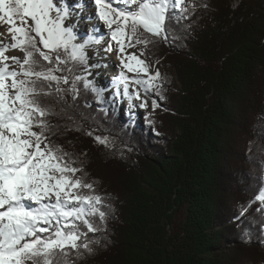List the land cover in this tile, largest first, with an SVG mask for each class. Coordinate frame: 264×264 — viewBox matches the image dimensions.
I'll use <instances>...</instances> for the list:
<instances>
[{"label":"trees","instance_id":"obj_1","mask_svg":"<svg viewBox=\"0 0 264 264\" xmlns=\"http://www.w3.org/2000/svg\"><path fill=\"white\" fill-rule=\"evenodd\" d=\"M188 5L170 9L167 40L144 34L143 58L165 69L141 125L92 90L88 60L60 65L69 83L37 97L48 142L105 198L98 243L68 264H264V0Z\"/></svg>","mask_w":264,"mask_h":264},{"label":"snow or ice","instance_id":"obj_2","mask_svg":"<svg viewBox=\"0 0 264 264\" xmlns=\"http://www.w3.org/2000/svg\"><path fill=\"white\" fill-rule=\"evenodd\" d=\"M122 2L135 5V9L115 7L112 0H94L96 15L108 26L112 40L118 45L117 58L121 65L147 77L132 79L123 71L119 77L124 82L123 95L140 99L139 91L128 93L127 83L140 85L147 93L156 87L154 81L159 79L160 73H151L147 62L135 53L126 54L127 59L137 65L133 68L120 53L138 44L146 48L153 41L145 33L167 40L170 9H186H182L183 0ZM92 3L93 0L87 3L83 0L72 3L68 0H0V24H7V35L11 38L10 43L0 39V264H26L27 261L68 264L70 252L78 253L80 248L90 252L89 245L98 243L87 234L101 230L107 218L100 207L105 198L95 192L92 183L76 175L82 169L73 166L75 162L67 152L48 142L45 133L50 126L43 118L51 113L37 100L40 95H51L53 84L59 93L63 91L60 83H69L67 77L55 74L64 71L60 65L91 59L85 49L100 40L90 35L75 43L74 29L64 21L73 15L81 18V13ZM76 8L80 12H76ZM92 18L89 15L88 19ZM140 29L143 31L138 34ZM4 35L0 33V37ZM9 50H19L23 59L6 55ZM113 50L112 45L105 49L106 52ZM101 66L106 65H91ZM67 70L72 71L71 68ZM79 79H73V88L68 91L76 90ZM88 87L90 85L85 84V88ZM92 90L98 97L102 91L94 86ZM158 106L153 100V109ZM139 107H148L147 101H142ZM35 128L39 131H34ZM96 139L106 144V138ZM255 199L264 205V188ZM257 211H264V207ZM97 215L99 224L88 218Z\"/></svg>","mask_w":264,"mask_h":264},{"label":"bare ground","instance_id":"obj_3","mask_svg":"<svg viewBox=\"0 0 264 264\" xmlns=\"http://www.w3.org/2000/svg\"><path fill=\"white\" fill-rule=\"evenodd\" d=\"M73 0H68V3H72ZM84 3H87L88 0H83ZM113 6L115 7H131L135 9V5H124L122 0H112ZM94 5V0L91 5V7ZM90 8V7H89ZM76 12H80L79 8L75 9ZM91 15L93 18L90 19L89 23H86V19ZM89 21V20H88ZM65 24L68 23H74V32L77 37L76 41L77 43L82 42L83 40L87 39L90 35H95L100 42L99 43H92L89 47L87 48H95L99 54L102 55V57H98V54L95 52V54L91 53V59L90 63L93 64H100V65H106V66H101L98 67L97 74H98V83L99 85L105 90L108 87V83L111 81V83H118L122 82V89L124 88V82L119 80L120 74L123 71L126 76L135 79V78H143L146 79L147 77H144L142 73L139 71H134L130 72L128 71L127 68H124L121 63L120 59L117 58L118 52L116 49L118 48V45L116 44L115 41L112 40L111 38V32L108 28V26L104 23V21L100 20L99 17L96 15V8L94 7L93 9H86L81 13V18H77V16L73 15L71 16L70 19H66ZM67 25V24H66ZM7 24H0V33H5L3 37H0L4 41V43H10L11 38L10 36L7 35ZM93 27H95V32L93 33ZM116 25H113V28H115ZM88 28V29H87ZM98 33H101L102 35H98ZM112 45L113 51L111 52H106L105 49L109 46ZM135 53L136 56H139V51L136 47H126L123 53H120L121 58L125 59V62L128 64H131L133 68H136L137 65L135 64L134 61H130L127 59L126 54H132ZM8 56H16L19 57L21 60L23 59V55L19 50H9L5 53ZM141 59V58H140ZM9 64H11V61H8ZM14 69H18V66L12 65ZM111 68L115 74L109 73L108 69ZM102 71V73H99ZM94 73V72H93ZM10 83V82H9ZM113 86H116L114 84ZM147 86V85H145ZM112 88V87H111ZM142 87L140 85H137L131 81L127 83V89L129 94H134L136 91H140ZM111 91V89H110ZM143 91V88H142ZM112 92V91H111ZM120 93V90H119ZM117 93V94H119ZM143 93H145L143 91ZM108 95H112L111 93H107ZM123 96L124 99L130 98L129 96L126 95H121ZM122 97L118 98L121 99ZM132 105H138L139 103L136 102L134 99L128 100ZM111 104V103H110ZM122 106V104H120ZM111 106V105H110ZM126 115V114H125Z\"/></svg>","mask_w":264,"mask_h":264},{"label":"rangeland","instance_id":"obj_4","mask_svg":"<svg viewBox=\"0 0 264 264\" xmlns=\"http://www.w3.org/2000/svg\"><path fill=\"white\" fill-rule=\"evenodd\" d=\"M190 3V0H183V4H182V8L185 6H189L188 4ZM94 7L90 6V8L88 9H93ZM54 15V13H53ZM89 20V21H88ZM86 23H89L90 22V19H86L85 20ZM31 22V21H29ZM65 23V22H64ZM67 25H71L72 27H74V23H66ZM65 24V25H66ZM88 29V28H87ZM140 32V30H138V33ZM98 35H102L101 33H98ZM75 42V41H74ZM77 43V42H75ZM101 43V42H100ZM138 51H139V56L142 60H145L147 62V64L149 65V71L151 73H155L157 71H163V69H165V65L163 64V62H156V63H153V64H149V62L147 61V59L143 58V56H141V52H142V45L141 44H138L135 46ZM85 52L91 57V53L95 54V52L98 54L97 58L98 57H102L101 54L98 53V51L95 49V48H86L85 49ZM22 53V52H21ZM23 55V53H22ZM91 63H90V59L88 60V64L87 66H85V74L88 76V80L90 82H93L98 89L102 90L101 91V94L103 95L104 99H106L108 101V104L111 105V107L117 112L119 111V113L121 114L123 111H128L130 112L133 117H132V122L133 124H139L141 125L142 122L144 121L145 117L153 114L155 111V109H153L152 107V102L153 100H155L157 103H158V99L155 97L153 91H150V95L151 97H147V94H149V92L147 93H143L142 91V88L140 89L139 91V94H140V99H135V98H131V99H134L136 102H138L139 104L138 105H132L128 100H130V98L128 99H124L123 96V89H122V82H118V83H111V81L108 83V87L103 90V88L99 85L98 83V74H97V70H98V67H91ZM16 70H19V69H16ZM166 70L169 71V68L166 66ZM109 73H113L115 74L116 72H114L111 68L108 69ZM94 72V73H93ZM99 73H102V71H100ZM147 79V78H146ZM156 87H158L159 85V80L157 79L156 81H154ZM114 84H116V86H113ZM112 87V88H111ZM111 89V91H110ZM119 90H120V93H119ZM107 93H111L112 95H108ZM119 93V94H117ZM122 97L121 99H118ZM130 97V96H129ZM164 100H166L165 98H163ZM142 101H147V104H148V107L146 108H141L139 107L140 103ZM111 103V104H110ZM122 104V106L120 105ZM171 125H168V124H164V131L166 132V136L170 133L171 131ZM36 131V130H34ZM43 146V145H42ZM264 180V179H263ZM26 264H31V261H27ZM259 264V263H258Z\"/></svg>","mask_w":264,"mask_h":264}]
</instances>
